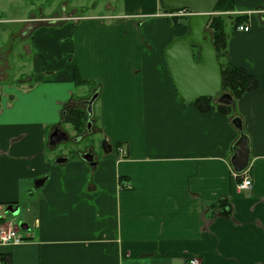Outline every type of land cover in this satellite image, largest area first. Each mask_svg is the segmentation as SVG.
<instances>
[{"label":"crops","instance_id":"obj_1","mask_svg":"<svg viewBox=\"0 0 264 264\" xmlns=\"http://www.w3.org/2000/svg\"><path fill=\"white\" fill-rule=\"evenodd\" d=\"M234 2L214 14L226 16L224 60L259 86L233 98L229 115L178 101L163 51L188 30L186 19L172 27L169 17L186 14H165L159 0H114L100 12L95 4L65 13L59 26L21 25L0 10L8 46L0 56V219L16 222L6 209L20 207L27 227L20 244L0 247V264H264V0ZM12 23L20 24L21 60L8 45ZM90 86L98 93L92 126L111 150L95 167L77 146L57 163L63 150L49 136L64 125L71 137L86 131L87 110L80 130L64 114L82 109ZM23 99L28 110L15 113ZM235 117L249 140L240 173L231 165ZM244 175L253 186L238 192Z\"/></svg>","mask_w":264,"mask_h":264},{"label":"water","instance_id":"obj_2","mask_svg":"<svg viewBox=\"0 0 264 264\" xmlns=\"http://www.w3.org/2000/svg\"><path fill=\"white\" fill-rule=\"evenodd\" d=\"M219 0H159L160 9L165 13L177 11H188L191 14L186 19L187 32L173 38L164 48V57L168 72L171 76L179 102L187 104L193 103L199 98H216L219 104L230 106L233 98L229 93H222L221 65L217 59V51L211 40V33L207 25ZM95 92L88 100H85L88 113L87 128L92 123V104L97 98ZM232 124L240 131V136L233 146L231 165L235 172H243L249 162V140L242 133L241 120L238 117L232 119ZM68 136L59 128H54L49 136V144L55 146L61 141H66ZM106 142V141H105ZM107 144V143H106ZM107 145L104 153L110 151ZM81 158L95 167L96 163L90 153L81 155ZM65 158L56 159L57 163L65 162ZM45 179H38L34 182L36 187H40ZM18 207L9 205L6 213L15 216ZM17 226L26 230L24 223Z\"/></svg>","mask_w":264,"mask_h":264},{"label":"rangeland","instance_id":"obj_3","mask_svg":"<svg viewBox=\"0 0 264 264\" xmlns=\"http://www.w3.org/2000/svg\"><path fill=\"white\" fill-rule=\"evenodd\" d=\"M21 1V2H20ZM114 0H0V10H5V13L3 14L5 18H15L20 20L19 18H23L22 21L20 22L21 25L25 23H31L32 25H36L37 27L39 26H51V25H58L61 23L62 20V15L65 13L74 11L75 13L82 15L83 12L88 13L89 11L92 10L93 5L98 4L97 10L104 11L106 8V5L108 3H112ZM84 5V8L82 7ZM87 10V11H86ZM97 12V13H99ZM111 12V11H109ZM170 18H175L174 16H170ZM177 18V17H176ZM187 18V17H186ZM102 21V20H100ZM2 22V21H0ZM104 22H108L105 20ZM19 23H12V26L14 27V32L13 33H8L9 35L12 34L11 39L8 42V45L10 43H13L16 49L14 50V55L21 60V56L24 55L25 50L22 48L23 47V42L20 39L19 32L17 28L20 25ZM2 27V25H0ZM187 31L186 28H183V31ZM6 34V33H1L0 31V36ZM3 37V36H2ZM7 44H1V39H0V48L2 49V52H0V56L3 54L7 53ZM1 51V50H0ZM2 53V54H1ZM17 53V54H16ZM16 60V59H15ZM3 61L4 59L0 58V67L3 66ZM31 62V61H30ZM31 65V64H30ZM28 65L26 66V68ZM9 73H12V69H7ZM17 71H14L16 73ZM27 72V71H26ZM18 76V75H17ZM26 75H23L21 78L24 79ZM13 81V84L17 81V79L10 80L9 83ZM7 81H5L4 84H9ZM93 88V87H92ZM40 93L44 94H54V87L49 86V85H41L39 86ZM88 89V88H87ZM91 86L88 89V96L91 95ZM223 92V91H222ZM216 101V98L213 99ZM75 103L79 104L80 101H76ZM74 103V104H75ZM81 104V103H80ZM82 110L86 111V105L83 104ZM21 110H28L26 106V99H23L19 104L17 103L13 109L15 113L21 112ZM11 112V111H10ZM15 116H17L15 114ZM18 117V116H17ZM87 115H84L85 121H86ZM98 125L95 126V129H93V126L91 127L93 131H89L90 128H87L84 133L79 136L80 140L78 141H66L58 144V148L63 154H66L64 156L70 157L73 154L74 149H71L70 147L77 146L78 149H80L81 152H84L87 147L97 145V141H105L104 137L100 136L98 133ZM66 131V133L70 136H72V130L70 129L71 127H68L64 125L63 127ZM95 130V131H94ZM66 149H68L66 151ZM68 151H70V155L68 154ZM66 152V153H64ZM18 214L15 215V220L16 222H13V224L17 225L20 221H24L26 216L23 213V208H18ZM5 213V212H4ZM9 214V213H8ZM11 215V214H10ZM7 218L9 217L6 214ZM13 217V216H12ZM10 219V218H8Z\"/></svg>","mask_w":264,"mask_h":264},{"label":"trees","instance_id":"obj_4","mask_svg":"<svg viewBox=\"0 0 264 264\" xmlns=\"http://www.w3.org/2000/svg\"><path fill=\"white\" fill-rule=\"evenodd\" d=\"M235 9L234 0H219L216 6L215 11L217 12H228ZM225 17L221 14H216L211 16L210 21L207 25V30L211 33V40L217 51V59L221 65V74H222V93L231 94L232 98H240L243 94L253 91L259 86V79L246 72L243 68L232 65L231 63L224 60V54L227 48V33L225 31ZM234 22L237 24L242 17H234ZM185 19L187 18H170L168 23L172 27H180L185 24ZM240 25V24H238ZM236 25V27L238 26ZM73 79L76 83H81L79 79L78 71L75 66H73ZM264 81V76L262 77ZM87 82V81H86ZM214 98L203 97L197 99L194 104L198 107L201 112H207L215 108L220 113L229 115L230 106L219 104L217 102L213 103ZM84 112L82 109H70L64 116L66 121L71 123L75 129H81L82 121L85 120ZM240 180V179H239ZM238 180V181H239ZM4 219H0L2 223ZM4 264L7 262L4 261Z\"/></svg>","mask_w":264,"mask_h":264},{"label":"built area","instance_id":"obj_5","mask_svg":"<svg viewBox=\"0 0 264 264\" xmlns=\"http://www.w3.org/2000/svg\"><path fill=\"white\" fill-rule=\"evenodd\" d=\"M185 12L188 17L191 12L188 11H177L175 14H183ZM238 30L247 32L249 30L248 25H238ZM253 182L249 176H241V179L236 183V190L238 192L248 191L252 188ZM23 241L20 228L13 224V221L0 223V247L9 245H18ZM187 264H202V261L198 258H191L188 260Z\"/></svg>","mask_w":264,"mask_h":264},{"label":"flooded vegetation","instance_id":"obj_6","mask_svg":"<svg viewBox=\"0 0 264 264\" xmlns=\"http://www.w3.org/2000/svg\"><path fill=\"white\" fill-rule=\"evenodd\" d=\"M73 110H74V109H73ZM65 113H67V111H66ZM64 115H66V114H64ZM87 122H88V119H87ZM91 127H92V123H91V126H90L89 131H90V130L93 131V129H92ZM58 128H59L62 132H65V133H66V131H65L61 126H59ZM86 130H87V123H86ZM66 135L68 136V139H67L66 141L71 140V141H75V142H76V141L80 140L79 136L71 137V136H69L67 133H66ZM66 141H61V142H59L58 144L60 145V143H62V142H66ZM58 144H56V145L54 146V148H55V147L58 148V147H57ZM105 149H107V144H106V142H105V141L103 142V141H101V140H98V141H97V145H94V144H93L92 147H91V146L87 147L86 150H85L83 153H81V155H83V154H85V153H90V154L93 156V159H95L96 156H97V157H101V156L103 155ZM67 150H68V149H66V151H67ZM68 154L70 155V151H68ZM59 157H60V158H63V157L67 158V156H64V155H62V157H61V156H59Z\"/></svg>","mask_w":264,"mask_h":264}]
</instances>
